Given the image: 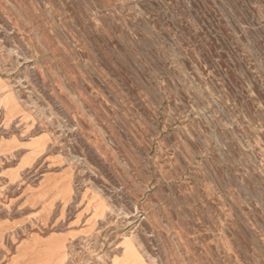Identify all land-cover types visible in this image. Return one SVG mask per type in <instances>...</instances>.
<instances>
[{
	"label": "rangeland",
	"instance_id": "obj_1",
	"mask_svg": "<svg viewBox=\"0 0 264 264\" xmlns=\"http://www.w3.org/2000/svg\"><path fill=\"white\" fill-rule=\"evenodd\" d=\"M0 264H264V0H0Z\"/></svg>",
	"mask_w": 264,
	"mask_h": 264
}]
</instances>
